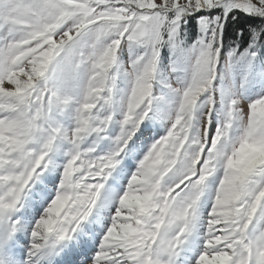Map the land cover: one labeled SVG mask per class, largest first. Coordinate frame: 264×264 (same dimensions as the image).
<instances>
[{"label": "snow or ice", "instance_id": "snow-or-ice-1", "mask_svg": "<svg viewBox=\"0 0 264 264\" xmlns=\"http://www.w3.org/2000/svg\"><path fill=\"white\" fill-rule=\"evenodd\" d=\"M256 76L264 0H0V264H264Z\"/></svg>", "mask_w": 264, "mask_h": 264}, {"label": "rangeland", "instance_id": "rangeland-1", "mask_svg": "<svg viewBox=\"0 0 264 264\" xmlns=\"http://www.w3.org/2000/svg\"><path fill=\"white\" fill-rule=\"evenodd\" d=\"M167 53H168V58L166 61H164L163 76L166 77L169 81H174L177 79V75L175 73H171V74L169 73L171 60L173 58V53H171L170 51ZM130 56H131L130 50L127 46H125L122 59L125 62H128ZM128 86H129L128 81L126 79H122L120 82L121 96H123ZM217 87L219 90L216 93L218 102L216 104L217 112L214 114L216 116L215 126L216 123H218L224 117L227 108V101L228 99L231 98V96L239 95L251 101L259 96L264 95V81H262L259 76H256L255 78L247 81L241 78L240 81L236 84H232L229 82H225L221 84L218 81ZM160 91L167 92L168 90L164 89L162 85H158V94ZM168 94H169V98L171 99L172 98L171 93ZM166 123H167L166 121L161 122L160 125L162 130H160L161 133L159 132L160 135H163L165 133Z\"/></svg>", "mask_w": 264, "mask_h": 264}, {"label": "trees", "instance_id": "trees-1", "mask_svg": "<svg viewBox=\"0 0 264 264\" xmlns=\"http://www.w3.org/2000/svg\"><path fill=\"white\" fill-rule=\"evenodd\" d=\"M249 19H253V18H249ZM254 19H259V18L257 17V18H254ZM242 23H243V21H242ZM234 27H235V25L232 24V23H230L229 25L226 26V39H228V40L231 39ZM190 31H191V36L194 38L195 35H196L195 25H193V28ZM247 46H248V41H245V44L242 46V49L244 47H247ZM167 58H168V53H167ZM167 58L165 59V61L167 60Z\"/></svg>", "mask_w": 264, "mask_h": 264}, {"label": "bare ground", "instance_id": "bare-ground-1", "mask_svg": "<svg viewBox=\"0 0 264 264\" xmlns=\"http://www.w3.org/2000/svg\"><path fill=\"white\" fill-rule=\"evenodd\" d=\"M217 102H218V99H217V95H216V104H217ZM155 127L158 129V133H159L161 128H160V125L157 122H155ZM214 128H215V121H214V124H213V131L215 130ZM190 259L191 258L189 257V260Z\"/></svg>", "mask_w": 264, "mask_h": 264}]
</instances>
